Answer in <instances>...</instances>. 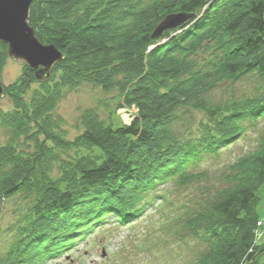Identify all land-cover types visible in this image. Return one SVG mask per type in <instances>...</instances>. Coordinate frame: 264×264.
Instances as JSON below:
<instances>
[{
    "label": "trees",
    "instance_id": "1",
    "mask_svg": "<svg viewBox=\"0 0 264 264\" xmlns=\"http://www.w3.org/2000/svg\"><path fill=\"white\" fill-rule=\"evenodd\" d=\"M180 14L182 25L152 38ZM28 24L62 59L40 81L24 66L3 86L12 109H0V207L26 205L0 264H44L109 217L139 218L159 183L199 176L190 169L205 155L264 120V0H33ZM8 59L0 42V77ZM247 75L255 93L213 102L214 89ZM83 84L117 91L118 103L107 119L83 110L69 140L55 110ZM181 108L208 120L186 139L175 129ZM115 109L128 116L116 128ZM233 170L217 200L184 221L206 249L196 264H264V233L255 239L264 137Z\"/></svg>",
    "mask_w": 264,
    "mask_h": 264
},
{
    "label": "rangeland",
    "instance_id": "2",
    "mask_svg": "<svg viewBox=\"0 0 264 264\" xmlns=\"http://www.w3.org/2000/svg\"><path fill=\"white\" fill-rule=\"evenodd\" d=\"M24 66L22 60L9 58L0 77L3 86L16 82ZM35 87L32 85L31 90ZM257 87L255 78L247 75L237 82L221 84L210 93V97L213 102H221L232 96H250ZM31 90L26 95L27 99ZM117 93L104 92L86 84L66 91L55 114L63 118L67 138L73 140L81 132L79 116L85 109H96L103 119H107L118 103ZM0 109H12L8 97H0ZM177 114L180 120L175 129L184 139L197 133L200 121H208L201 112L190 109L181 108ZM112 117L114 128L128 122L127 114L121 109H115ZM245 128L234 143L221 148L216 154L205 155L199 164L190 169L192 174L199 176L182 185L173 180L159 183L150 192V205L145 207L139 218L121 225L109 217L103 224L87 232L73 247L46 260L44 264H196V259L206 249L186 232L184 221L187 216L201 212L217 200V192L229 183L226 178L235 174V164L258 150L259 141L264 137V120L254 126L246 124ZM258 194L260 203L257 211L259 221L263 223L257 225V232L263 234L264 185ZM25 205L21 199L14 197L0 207V256L13 240L15 225Z\"/></svg>",
    "mask_w": 264,
    "mask_h": 264
},
{
    "label": "water",
    "instance_id": "3",
    "mask_svg": "<svg viewBox=\"0 0 264 264\" xmlns=\"http://www.w3.org/2000/svg\"><path fill=\"white\" fill-rule=\"evenodd\" d=\"M33 0H0V42L8 46V57L22 60L26 66L36 71L40 81L49 76L52 67L62 59V54L54 46L42 45L28 24L29 8ZM187 16H167L157 27L152 38H158L164 31L182 25ZM4 88L0 79V97Z\"/></svg>",
    "mask_w": 264,
    "mask_h": 264
},
{
    "label": "built area",
    "instance_id": "4",
    "mask_svg": "<svg viewBox=\"0 0 264 264\" xmlns=\"http://www.w3.org/2000/svg\"><path fill=\"white\" fill-rule=\"evenodd\" d=\"M262 223H263V222H260V221H259V222L257 223V225H258V226H259V225H262ZM257 231H258V230H256V234H255V237H256L255 239H256V241H257V240L261 237V235H262L261 233H258Z\"/></svg>",
    "mask_w": 264,
    "mask_h": 264
}]
</instances>
